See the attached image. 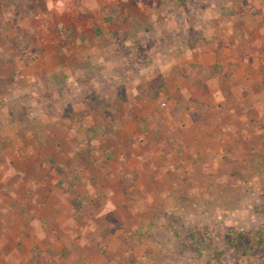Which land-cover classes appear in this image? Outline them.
Instances as JSON below:
<instances>
[{"label": "rangeland", "instance_id": "1", "mask_svg": "<svg viewBox=\"0 0 264 264\" xmlns=\"http://www.w3.org/2000/svg\"><path fill=\"white\" fill-rule=\"evenodd\" d=\"M0 264H264V0H0Z\"/></svg>", "mask_w": 264, "mask_h": 264}, {"label": "crops", "instance_id": "2", "mask_svg": "<svg viewBox=\"0 0 264 264\" xmlns=\"http://www.w3.org/2000/svg\"><path fill=\"white\" fill-rule=\"evenodd\" d=\"M61 0H58V4L60 3ZM202 59H204V57L201 55Z\"/></svg>", "mask_w": 264, "mask_h": 264}, {"label": "trees", "instance_id": "3", "mask_svg": "<svg viewBox=\"0 0 264 264\" xmlns=\"http://www.w3.org/2000/svg\"><path fill=\"white\" fill-rule=\"evenodd\" d=\"M217 67V66H216Z\"/></svg>", "mask_w": 264, "mask_h": 264}]
</instances>
